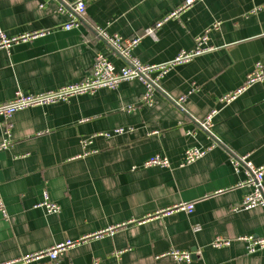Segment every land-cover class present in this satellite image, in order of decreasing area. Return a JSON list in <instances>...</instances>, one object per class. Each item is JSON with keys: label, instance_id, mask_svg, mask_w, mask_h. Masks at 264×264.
I'll list each match as a JSON object with an SVG mask.
<instances>
[{"label": "crops", "instance_id": "crops-1", "mask_svg": "<svg viewBox=\"0 0 264 264\" xmlns=\"http://www.w3.org/2000/svg\"><path fill=\"white\" fill-rule=\"evenodd\" d=\"M74 1L0 0V28L8 37L42 32L0 48V102L18 90L77 83L98 53L124 66L96 28L141 36L133 53L149 65L193 49L210 28L214 49L171 67L152 106L142 101L145 85L133 80L9 120L14 145L0 152V199L8 214L0 210V264L95 235L58 264H264V250L248 254L243 242L211 245L219 236H264V207L234 210L251 189L238 187L248 178L247 164H233L246 156L264 165V81L229 103L222 100L264 64V0H201L167 20L186 0H88L84 22L65 30L71 10L58 9ZM159 22L154 35L146 33ZM212 112L211 134L199 122ZM120 127L127 131L100 135ZM4 129L0 117V142ZM191 147L210 150L183 165ZM157 154L171 165L145 166ZM45 192L59 212L40 206ZM192 201V213L170 212ZM172 249L192 252L193 260L164 255Z\"/></svg>", "mask_w": 264, "mask_h": 264}, {"label": "built area", "instance_id": "built-area-1", "mask_svg": "<svg viewBox=\"0 0 264 264\" xmlns=\"http://www.w3.org/2000/svg\"><path fill=\"white\" fill-rule=\"evenodd\" d=\"M87 1L88 0H75L71 4H62L59 7L58 12H64L67 10V8L71 10V18L63 26L65 30L79 27L84 22ZM198 1L201 0H186L182 6L171 12V14H169L165 20L178 17L181 13L185 12ZM161 25L162 22H159L156 26L148 28L146 33L154 35L156 28L160 27ZM96 30L101 38L116 54V56L125 61V65L118 68L106 54L98 53L91 72L77 83L68 84L57 89L37 93H25L22 90H18L14 98L0 102V117L4 120L5 128L3 139L0 142V152L9 149L14 145V141L12 139V127L9 123V120L19 111L38 106L55 104L58 102H67L75 96L94 94L102 88L116 89L123 82L133 80H140L145 85L146 92L142 98V101L144 104L152 106L155 102V93L158 83L171 67L177 64L190 62L196 57L214 49L212 46L208 45V33L211 30L210 28L205 34L196 38V46L193 49L180 52L171 62L159 65H149L142 63L133 53L141 41V36L124 38L119 34L111 35L102 28H96ZM40 34H42V32L36 34H27L19 37H8L0 28V48H10L16 42L25 41ZM261 81H264V64L258 63L256 64L254 71L247 77L243 86L235 92L226 94L222 100L229 103L249 87ZM184 100L185 97H182L177 103L180 104L181 102H184ZM127 109L134 110L135 106H128ZM214 114L215 112H212L203 121L199 122L200 126L211 134L214 127ZM129 130L131 129L129 128ZM125 131H127L126 128L120 127L115 129L113 132L100 133V135L110 137L113 134H122ZM208 150H210V148L191 147L187 149L185 152L183 165L191 164L199 160L207 153ZM243 162H245L249 167L248 178L239 184L238 187H248L251 190L244 196L242 202L234 207V210L244 211L260 206L264 207V165L260 167L254 166L251 162L247 161L246 156L236 157L233 159V164L237 168ZM170 165L171 163L169 158L161 154L154 155L145 162V166L147 167H169ZM195 204L196 201L182 202L175 205L174 208L170 210V212L173 210H183L188 213H192L194 211ZM40 206H44L49 213H57L61 210V207L58 204L50 200L47 192H45L44 201L42 204H40ZM0 210L3 212L4 216L7 217L8 214L1 199ZM94 237H97V235L82 237L78 240H66L49 248L2 264H58L61 256L65 252L84 244L89 239ZM234 241L243 242L248 254H254L258 251L264 250V236L256 235L239 236L234 239L219 236L215 238L211 245L214 248H224L231 246ZM164 255L171 256L177 262L189 263L193 260L192 252L181 251L177 249H172Z\"/></svg>", "mask_w": 264, "mask_h": 264}]
</instances>
